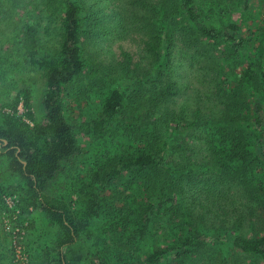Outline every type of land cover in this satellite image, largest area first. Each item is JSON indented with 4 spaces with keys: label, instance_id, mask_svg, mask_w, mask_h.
<instances>
[{
    "label": "trees",
    "instance_id": "16d2710c",
    "mask_svg": "<svg viewBox=\"0 0 264 264\" xmlns=\"http://www.w3.org/2000/svg\"><path fill=\"white\" fill-rule=\"evenodd\" d=\"M242 1L0 0V158L19 180L0 185V216L19 228L23 252L20 231L32 230L40 211L58 237L39 264H84L64 249L72 254L82 237L90 240V226L104 248L91 264H200L210 243L229 257L218 264L238 255L264 262V220L255 234L243 228L255 214L264 218V66L248 38L257 56L264 46L257 29L240 36L227 18L247 11ZM115 39L127 43L122 59L108 70L91 64L89 45ZM184 70L191 80L183 84ZM86 71L89 89L73 97L79 105L102 81L111 84L96 118L71 121L64 91ZM36 76L43 115L30 124L19 109L30 111ZM186 87L189 98L176 105ZM77 134L94 142L93 165L72 180L74 194H51L83 154ZM241 198L231 209L218 204ZM215 203L230 239L224 229L202 230Z\"/></svg>",
    "mask_w": 264,
    "mask_h": 264
},
{
    "label": "rangeland",
    "instance_id": "374dc122",
    "mask_svg": "<svg viewBox=\"0 0 264 264\" xmlns=\"http://www.w3.org/2000/svg\"><path fill=\"white\" fill-rule=\"evenodd\" d=\"M244 1L245 0L240 2L241 6ZM237 3L239 2L237 1ZM248 4L249 5L247 11L241 10V13L237 14L231 13L227 15V18L237 21L240 26V36L248 37L250 35V31L257 29L259 33L253 35V38L258 37L260 44L264 46V0H249ZM248 40L249 46H251V49L254 52L253 54L256 62L260 67H263L264 49L257 56L256 54L258 50L254 49L255 44H252L253 40L251 38H248ZM123 46L126 47L127 43L123 40L118 39H115L112 42H99V44H90L89 49L92 53L91 64L101 65L104 69L108 70L112 66H115V63H117L116 61H120L122 59L120 53ZM44 52L52 56V46H45ZM87 73L88 71H86V73H83L75 83H73L70 87H67L64 91L63 103L65 105V115L71 121L78 122L82 119L91 120L96 118L100 113V105L104 99L103 94L111 84L109 81H102L98 84L95 93L90 94L88 99H86L82 105H79V103L73 101V97L81 89L86 87L89 89L90 81L86 77ZM239 77L240 76L237 72L234 77L235 81H238ZM181 79V82L183 84L188 83V80H191L188 70H184L181 73ZM195 85L197 84L195 83ZM28 86L32 90V107L29 112L24 111L22 108H20L19 112L23 119H25L30 124H33L35 123V121H40L43 115V112L39 105V101L43 91V85L41 79L36 76L28 83ZM189 89V87H186L184 89V91L180 95L182 99H177L176 105L181 103L185 98H189ZM188 103V105L190 106L191 101ZM77 136L78 140L81 142L83 154L78 159L74 160L73 165L67 169L66 174L58 177L56 183L50 188L51 194H61L62 192L66 195L74 194V186L71 185L72 180H74V178L75 180H77L78 176L81 177V173L87 175L88 170L91 168V165H93V157L95 154V150L93 147L94 142L91 138L84 137L79 134H77ZM257 154L259 155L261 160L264 161V148L259 147L257 149ZM75 180L73 181V183H75ZM18 181L19 180L8 171L6 161L3 158H0V185H15L18 183ZM64 183L68 185L67 189H63ZM213 197L217 198V195H214ZM12 198L14 203L15 197ZM68 199L74 201V199H76V196L73 195ZM85 201V197L79 198L80 207L77 208V210H80ZM241 201L244 202V198L239 199V201L230 202H225L223 199H219L218 204H221L224 208L231 209V205L237 206ZM215 208H217L216 203L213 205L209 204V208L206 210L208 212L205 216L207 219H210V221L205 225V229H201L209 230L212 226L214 227L211 231L224 229L222 231L230 239L231 229L221 227L222 222L224 223L223 226H225L226 224L225 215H222V213H220L217 216V211ZM197 210L198 208L195 209V211ZM198 212H201V210L199 209ZM30 218L34 223V228L29 231H20L23 237L24 247L27 249L25 252H23L22 246L18 244L15 236V233L19 231V228H15L13 223H11L8 218H3L2 216H0V264H39L40 258L38 256H40V253L44 250L54 248L55 241L58 237L57 227L51 225L47 220L45 214L40 211H33ZM228 220L231 221V219ZM262 220H264L263 217H259L258 214H255L252 217L251 221L248 220V224L245 223L243 225V228L246 229L245 232H253L255 234L256 231H260L261 227L258 226H261ZM89 231H91V241L86 237H82V239L77 242L76 246L73 247L74 252L72 254H70L67 249H64V254H67L69 257L79 255L84 264H91L90 260L92 259L95 260L96 263L97 261L95 256L97 255V253L104 255V248L97 247L95 245V243H97L99 240V231L91 226L89 228ZM143 255L144 254L142 252L139 253V257H142ZM30 257H32L31 261ZM236 257L233 260L235 261L234 263L237 264H250V262L252 261V259H249L246 256L242 257L238 255ZM199 258L200 260H202L200 264H218L219 260L224 261L229 259L228 255H226V252L224 251V245H215V243L203 244L199 252ZM258 264H264V262L259 261Z\"/></svg>",
    "mask_w": 264,
    "mask_h": 264
},
{
    "label": "built area",
    "instance_id": "2783aa9c",
    "mask_svg": "<svg viewBox=\"0 0 264 264\" xmlns=\"http://www.w3.org/2000/svg\"><path fill=\"white\" fill-rule=\"evenodd\" d=\"M20 110V109H19ZM20 113V112H19ZM5 200V203L8 205V206H12L13 205V198L12 197H5L4 198Z\"/></svg>",
    "mask_w": 264,
    "mask_h": 264
},
{
    "label": "water",
    "instance_id": "95a60500",
    "mask_svg": "<svg viewBox=\"0 0 264 264\" xmlns=\"http://www.w3.org/2000/svg\"><path fill=\"white\" fill-rule=\"evenodd\" d=\"M6 144V143H5Z\"/></svg>",
    "mask_w": 264,
    "mask_h": 264
}]
</instances>
